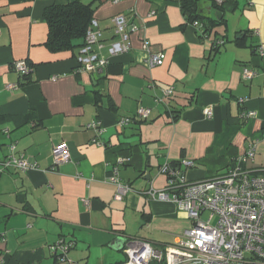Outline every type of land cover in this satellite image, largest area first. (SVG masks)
<instances>
[{"label": "crops", "instance_id": "crops-1", "mask_svg": "<svg viewBox=\"0 0 264 264\" xmlns=\"http://www.w3.org/2000/svg\"><path fill=\"white\" fill-rule=\"evenodd\" d=\"M64 1L0 0V160L14 143L38 166L0 172V264H62L50 247L59 239L71 243L67 256L78 264H121L128 239L164 248L193 224L172 202L145 193L165 187V162L193 161L180 168L203 179L254 143L253 160L241 166L264 172V0H224L234 9L210 31L195 27L179 0H90L107 41L115 14L138 26L131 49L96 74L78 68V49L46 43L44 8ZM210 1L200 0L197 13L215 18ZM149 51L163 53V63L150 66ZM21 59L32 67L27 80L12 67ZM244 66L257 74L243 80ZM167 87L173 93L156 102ZM140 107L150 109L146 119ZM123 117L130 122L120 124ZM91 121L101 130L88 128ZM61 142L70 158L51 170ZM115 165L131 188L121 199L107 180Z\"/></svg>", "mask_w": 264, "mask_h": 264}, {"label": "built area", "instance_id": "built-area-1", "mask_svg": "<svg viewBox=\"0 0 264 264\" xmlns=\"http://www.w3.org/2000/svg\"><path fill=\"white\" fill-rule=\"evenodd\" d=\"M112 2L117 3L118 0ZM132 11L133 8L130 9ZM154 14L155 10H150L147 17ZM111 22V37L107 41L105 30L100 27L97 19H90L84 44L78 48L76 55L80 70L96 74L108 64L109 57L131 49L130 33L137 31L138 26L122 13L115 14ZM192 24L195 27L204 26L197 20ZM142 46L147 49L148 42L143 40ZM104 50L106 55L102 54ZM258 52L264 54L260 47ZM163 58V53L149 51L147 63L150 66L161 65ZM12 67L21 75L32 70L23 59L13 61ZM256 74L257 69L244 66L241 78L249 80ZM172 93L173 88L167 87L155 96V101L162 102ZM149 112L150 109L140 107L136 114L147 118ZM204 114L210 117L211 108H205ZM129 122L127 117L119 120L120 124ZM87 127L101 130L98 121H91ZM254 154L255 144L250 143L245 154L225 172L198 180L187 179L180 168L193 166V161L184 159L178 166L169 162L162 164L159 173L165 175L166 185L163 189L148 188L145 191L147 197L172 202L193 224L162 249L155 248L143 239L126 240L123 245L125 259L121 264H264V172L241 166L242 162L252 161ZM69 158L66 143L56 144L52 148L50 169L55 170ZM123 160L119 158L116 164L119 165ZM117 165L112 167L107 180L116 187L114 198L121 199L131 188L120 181ZM37 167L23 153L16 152L14 143L8 145L7 155L0 160V172L11 168L23 171ZM83 201L86 202V199ZM204 213L206 216L202 218ZM215 217L213 224L212 219ZM70 246V242L59 239L50 247L54 257L62 264H78L67 256Z\"/></svg>", "mask_w": 264, "mask_h": 264}, {"label": "trees", "instance_id": "trees-1", "mask_svg": "<svg viewBox=\"0 0 264 264\" xmlns=\"http://www.w3.org/2000/svg\"><path fill=\"white\" fill-rule=\"evenodd\" d=\"M199 1L200 0H179L181 8L187 15L189 21L193 22L197 20L203 23L204 28L207 31H210L219 24H224L223 17L218 20L210 16L205 17L198 14L197 4ZM210 4L211 6H215L219 12L223 13L227 9L233 10L235 1L211 0ZM92 15L93 7L91 6V3H85L82 0H69L66 3L46 6L43 11V17L48 26L46 43L49 48L52 50H73L82 46L84 44L86 28L90 19L93 18ZM216 44L215 48L218 46ZM31 71L26 75H23L26 80ZM170 164L173 165L174 163Z\"/></svg>", "mask_w": 264, "mask_h": 264}, {"label": "rangeland", "instance_id": "rangeland-1", "mask_svg": "<svg viewBox=\"0 0 264 264\" xmlns=\"http://www.w3.org/2000/svg\"><path fill=\"white\" fill-rule=\"evenodd\" d=\"M67 1H69V0H67ZM67 1H64L63 3H66ZM85 3H87V2H90V0H83ZM61 4V3H60ZM206 216V214L204 213V214H202V218H204ZM215 221H216V217L214 218V219H212V223L214 224L215 223ZM120 256H121V259L123 260V259H125L124 258V254L123 253H121L120 254Z\"/></svg>", "mask_w": 264, "mask_h": 264}, {"label": "water", "instance_id": "water-1", "mask_svg": "<svg viewBox=\"0 0 264 264\" xmlns=\"http://www.w3.org/2000/svg\"><path fill=\"white\" fill-rule=\"evenodd\" d=\"M221 17H222V13L219 12V11H216V12H215V18L219 20ZM125 242H126V241H125Z\"/></svg>", "mask_w": 264, "mask_h": 264}]
</instances>
